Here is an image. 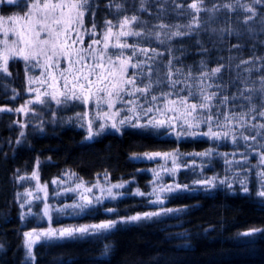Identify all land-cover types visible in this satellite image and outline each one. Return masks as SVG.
Here are the masks:
<instances>
[{
  "label": "snow or ice",
  "instance_id": "6c2138e0",
  "mask_svg": "<svg viewBox=\"0 0 264 264\" xmlns=\"http://www.w3.org/2000/svg\"><path fill=\"white\" fill-rule=\"evenodd\" d=\"M21 2L25 4L22 14L0 15V79L12 76L10 60L20 62L29 98L15 109L0 107V112L28 117L30 113L42 116L46 109L48 122L53 123L61 113L71 111L65 122L85 129L86 141L108 130L122 135L130 128L177 143L171 151L132 157L157 162L146 169L154 177L151 190L145 193L137 188L129 194L160 205L158 209L120 220L52 227L53 213L66 214L71 209L80 215L106 199H119L125 193L114 189L133 183H111L107 173L108 186L99 181L88 185L79 178L73 187L54 193H72L73 202L61 207L43 203L40 219L46 218L49 226L24 233L30 260H35L34 247L41 242L94 235L118 223L182 211L163 206L170 194L223 187L264 199V52L258 53L255 43L246 42L257 39L256 23L264 33V15L258 21L260 12L255 7L264 9V0H104L99 19L100 0H0V5ZM189 43L196 45L198 59L193 63L186 60ZM218 43L226 47L221 51ZM259 44L264 46V38ZM12 92L15 99L19 93ZM30 122L16 121L21 129ZM44 123L41 119L37 130L43 131ZM19 135L24 137L25 132ZM189 139L207 141L209 147L180 152L179 143ZM221 145H230L231 150H221ZM214 160L223 163L222 173L205 174ZM39 163L30 177L17 179L36 181L34 190L21 195L47 201L48 183H40ZM181 170L190 173L191 183L177 179ZM67 175L70 180L76 177ZM165 176L171 177L170 183ZM50 183L59 188L65 182L56 178ZM32 204L33 199H27L20 208ZM30 215L37 213L29 207L21 212V219ZM261 231L253 228L241 235Z\"/></svg>",
  "mask_w": 264,
  "mask_h": 264
},
{
  "label": "trees",
  "instance_id": "16d2710c",
  "mask_svg": "<svg viewBox=\"0 0 264 264\" xmlns=\"http://www.w3.org/2000/svg\"><path fill=\"white\" fill-rule=\"evenodd\" d=\"M100 0L97 19L104 11ZM260 15L264 9L255 6ZM14 6L0 7L1 13L11 14ZM257 52H264L259 40L260 24L254 25ZM234 41V37L229 38ZM208 43L207 40H205ZM188 63L198 59L196 45H186ZM225 44L218 43L221 51ZM213 51V55H216ZM223 54H227L223 52ZM248 54V49H245ZM24 82L21 69L13 70L8 86L21 89ZM0 81V106L14 105L11 91ZM16 105V104H15ZM19 127L10 114L0 113V264H264V231L251 236L241 233L250 229H264V200L242 193L216 191L211 194L188 195L173 202L182 211L134 224H117L114 229L94 235L38 243L35 260H27L23 243L24 233L38 228L33 221L21 219L17 201V177L34 171L36 161L45 181L67 170L80 178L93 181L107 173L112 181L136 179L145 186L138 171L143 165L134 155L146 151L174 150L171 138H155L134 129L123 134L106 133L86 141L82 130L75 127H48L45 133H28L19 144ZM184 153L203 151L207 141L185 140L179 143ZM137 199L120 201L113 216L92 211L77 221L78 225L96 224L129 217L146 210Z\"/></svg>",
  "mask_w": 264,
  "mask_h": 264
},
{
  "label": "rangeland",
  "instance_id": "374dc122",
  "mask_svg": "<svg viewBox=\"0 0 264 264\" xmlns=\"http://www.w3.org/2000/svg\"><path fill=\"white\" fill-rule=\"evenodd\" d=\"M3 6H14L15 7V10L11 14H6V13L4 14V13L0 12V15L10 16V15L22 14V10L24 9L25 4H24V2H21L18 5H7V4L0 5V7H3ZM201 15H203V13ZM2 38H3L2 34H0V39H2ZM2 48H3V45L0 44V49H2ZM18 68L21 69V73H23V76H24V82H23V84L21 86V89H17L16 90V92L19 93V95L16 96L15 99H12L13 102H14L13 103L14 105H12V106H0V107L15 109L16 107H19L24 102V100L29 98V94L25 91V87H26L25 80H26V77H25V72L23 70V67H22L20 62H15L14 63L13 61L10 60V62H9V71L12 73L13 70L14 71L18 70ZM10 79H12V76L11 77H4L3 79H0L1 82H4V84H7L5 86L9 90H10V87L8 86V83H9ZM13 89H14V87L11 88V90H10L11 93H13L12 92ZM34 107H39V106H35L34 105ZM0 113L1 114H10L15 119V124L18 127H19V124L16 123L17 120L22 121V122L31 121L30 123H28V127L27 128L21 129L19 127V133H20L21 130H23L25 132V136L28 133H35V132L36 133H45L47 131L48 127H51L52 130L54 129V127H75L77 129L82 130L84 132L85 136H86L85 129H83V128L75 125V124H69V123L65 122L66 118L72 115L71 111L66 112V113H61L60 118H58L56 120V122H53V123H49L48 122L50 114H49V112L46 109L43 110L42 116H33L30 113L28 117H24L22 114L16 113L15 111H13V112H0ZM41 119H43L45 121V123L43 125V131H39L36 128V124H39ZM126 129H130V128H126ZM110 132L116 133V132H114L112 130H108L104 134L110 133ZM25 136L24 137H20V135H19L18 140H20V142H22L24 140ZM96 138L97 137H95L93 140H95ZM161 138H169V137L161 136ZM189 140H191V139H189ZM183 141H185V140H183ZM208 147H209V143H208ZM221 150H231V146L230 145H221ZM161 151H171V150H167L166 149V150H161ZM146 152H152V151H146ZM180 152H182V151L180 150ZM143 153H145V152H143ZM143 153L139 154V155H143ZM182 153H184V152H182ZM188 159L191 160L192 158L188 157ZM134 160H135V162L143 165V168H141L138 171V173L143 175L142 178H144L143 183H145V186L139 185V182L136 181V179L112 181L111 178L108 176V180H110L111 183H121V182H126V181H133V183L128 184L127 187H125L123 189H114V192L125 193L119 199H116V200L106 199V200H104V202L102 204H99V205H97L94 208H90V209L86 210L85 212H83L80 215L72 214V210L71 209H69L68 213H66V214L53 213V221H52V225L51 226L52 227H61V226L78 225L77 221L79 219L85 217L88 213H90L92 211H96V210L103 211L108 216H113L116 213V210L114 212H108V211H106V209L107 208H115L116 209L118 203L120 201L124 200V199H127V198L137 199L138 201L143 203L147 207L145 211L158 209L160 207V205H150V204H148L146 202V199L144 197H139V196H135V195L129 194L131 192H134L137 188H139L141 191H143L145 193H147L148 191L151 190V181L154 179V177H153L152 173L150 171H147L146 169H150V168L155 167L157 162L156 161L143 160V159H134ZM255 160H256V158L253 157L252 158V162L255 163ZM40 164L41 163H39V169H38L39 176H40V183L41 184L48 183V194H49L48 195V200L47 201H43V200L42 201H36L32 197H25V196L21 195L22 193H24L25 191H27L29 189H33L34 190V186H35L36 181L30 180V179H25L23 181H20V180L17 179V183H18L17 201H18V203L20 205V202H22L24 200L33 199V204L32 205L26 206L24 209H21V208L20 209H21V212L22 211L27 212L29 207H30L32 209L33 213H37V215L27 216V217H25L23 219V221L25 223L28 222V221H33L36 225H39L38 228H45V227L49 226L47 219L46 218L40 219V217L42 216L43 203L47 202L49 204L54 205L55 207H61L65 203H72L73 199H74V194L67 193V194H63V195H60V196H56V195H54V193L57 190L63 192L65 188L73 187L75 185V183L79 180L80 177L75 172H73L71 170H67L63 174H61L60 176L53 178V179L60 178V179H62L65 182L63 185H60L59 188H58L56 185H52L50 183L51 180L50 181H45L42 178V175H41V172H40ZM223 168H224V165H223L222 162H220L218 160H214L213 161V166L205 169V174L211 175L213 172L222 173V169ZM34 171H37L36 167H35ZM67 173H75L76 177L70 180L68 175H67ZM31 174H32V172L29 173V174H21V175L25 176V177H30ZM177 179L181 183H191L192 177H191L189 172H185V171L181 170L179 172L178 176H177ZM108 180L105 179V175L104 174L99 175L93 181H87V180L83 179V181L86 184H88V185L94 184L97 181H99V183L101 185H103V186H108ZM164 180H165V182L170 183L171 182V177L165 176ZM250 187H253V185H250ZM218 190L229 192V193H233V191L228 190V189L223 188V187H219V188H216V189L211 190V191H205L204 189L197 187L193 191L180 192L178 194H170L167 202L163 206L164 207H172L173 208V206H172L173 202L179 201L185 196L198 195V194H211V193H214V192H216ZM94 192H95L96 195H99V191L98 190L94 189ZM235 193H242V192L237 191ZM253 194L255 195V193H253ZM36 195H42V193H36ZM123 218H125V217H123ZM120 219H122V218H117V219L114 218V220H120ZM134 223H137V222L118 223V224H134ZM30 230H32V229H30ZM30 230H28V231H30ZM23 243H24V236H23ZM24 248H25V246H24ZM25 251H26V255H27L26 248H25ZM27 260L29 262H33V260H30L28 258V256H27Z\"/></svg>",
  "mask_w": 264,
  "mask_h": 264
}]
</instances>
